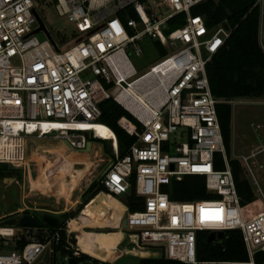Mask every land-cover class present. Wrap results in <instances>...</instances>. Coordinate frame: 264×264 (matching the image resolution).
Segmentation results:
<instances>
[{"label":"built area","instance_id":"built-area-1","mask_svg":"<svg viewBox=\"0 0 264 264\" xmlns=\"http://www.w3.org/2000/svg\"><path fill=\"white\" fill-rule=\"evenodd\" d=\"M48 1H54L58 14L74 26L75 35L67 42L38 23L34 9ZM147 1L0 0V164L25 168L32 137L58 138L75 151L86 149L92 139L110 141L114 164L100 181L105 191L96 196L104 193L118 199L133 188L143 199V208L130 211L126 205L119 220L133 249L199 264V232L238 229L248 259L219 264H257L256 255L264 253V210L248 219L243 216L218 116L222 100L213 94L206 69L231 30L227 32L222 24L209 28L204 16L192 13L202 0H161L172 11L163 19L149 12ZM179 14L185 15V23L165 34L162 27ZM41 31L47 37L43 41L37 37ZM146 36H155L168 53L130 80L137 71L126 49L132 47L140 56ZM161 66L166 71H156ZM153 72L157 79L148 94L150 118L147 122L137 118L143 129L120 156L117 137L97 135V129L88 126L100 123L104 100L113 97L119 102L116 90L129 89ZM180 138L186 140L174 141ZM218 153L223 156V170L215 168ZM250 158L242 157L248 168ZM185 175L204 176L208 192L221 199L172 200L164 186ZM258 192L264 202L261 187ZM25 213L31 212L20 215ZM4 219L0 217V264H35L46 253L52 263L62 231L72 252L69 258L78 260L83 253L71 242V219L22 247H17L21 239L17 231L26 229V235L29 229L4 224Z\"/></svg>","mask_w":264,"mask_h":264},{"label":"trees","instance_id":"trees-1","mask_svg":"<svg viewBox=\"0 0 264 264\" xmlns=\"http://www.w3.org/2000/svg\"><path fill=\"white\" fill-rule=\"evenodd\" d=\"M194 15L204 16L207 26L213 28L227 22L231 33L225 44L212 56L207 63V75L210 81L213 94L222 100L217 105L218 116L224 137L229 162L234 174L236 188L240 197V205L245 219L260 213L264 210V202L254 191V188L246 176V169L242 162L231 156L232 143V105L230 101L241 97L264 96V50L260 44V26L262 8L260 0H202L192 8ZM137 17L136 13H132ZM125 19L124 17H122ZM174 29L176 25L182 26L185 23V15L179 14L168 21ZM172 29V30H174ZM170 30V31H172ZM167 30V33L170 32ZM133 33V30H130ZM156 46L160 50L161 57L167 55L168 50L157 40ZM119 101L136 115L137 111L147 109L128 91L120 94ZM102 111L99 122L109 126L115 132L120 156H124L130 147L136 142V133L143 129L141 122L127 111L113 97L104 100L100 104ZM97 135L107 132L105 128H96ZM105 130V131H104ZM112 136V135H111ZM0 164V178L4 179L12 174L5 172ZM5 165V164H4ZM215 168L225 169L221 153L215 156ZM170 198L176 201L192 202L219 200L221 196L208 192L206 179L201 175H185L181 180H174L171 185L164 186ZM105 191V188L96 182L91 196L85 201L81 209L89 204L98 193ZM143 199L138 197L135 190L126 195V205L130 211L143 208ZM77 213L69 216L74 218ZM63 226V221L56 227L44 224L42 228H48L50 232ZM41 228V229H42ZM40 229V230H41ZM21 239L17 247L25 245L29 239L23 231L18 230ZM209 232L201 231L198 234L197 258L199 264H219L223 261H245L248 254L245 248L242 232L238 229L227 230L224 237L219 241H209ZM67 233L62 231V239L59 245L55 246V254L52 257L53 264L57 263V256L72 255L67 250ZM78 261H93L98 264H110L103 259L92 255L84 250ZM112 250L110 253L112 254ZM101 259V260H100ZM107 261V260H105ZM257 264H264V253L256 255ZM138 264H187L181 261L171 260L165 257H143Z\"/></svg>","mask_w":264,"mask_h":264},{"label":"rangeland","instance_id":"rangeland-1","mask_svg":"<svg viewBox=\"0 0 264 264\" xmlns=\"http://www.w3.org/2000/svg\"><path fill=\"white\" fill-rule=\"evenodd\" d=\"M147 3L150 8L149 12L154 13L158 19H163L172 12L161 0H148ZM261 3L262 14L260 30L262 36L260 44L264 50V0H262ZM34 14L37 17L40 27L46 25L51 30L54 38L58 39L62 37V41L67 42L75 35L74 26L69 23L65 17L58 14L54 1H48L46 4H39V6L34 9ZM176 27H180V25H176ZM139 29H143L141 23L139 24ZM172 29H174V27L170 26L168 22L165 27H162L165 34L167 30L170 31ZM37 37L41 41L47 38L42 31L37 33ZM156 41L157 38L155 36H146L141 41L143 53L140 56L135 54L132 47L126 49L137 71V74L130 80L145 73L153 64L162 58L160 50L156 46ZM178 44L180 43L178 42ZM117 92L116 90L114 94L116 95ZM138 101L140 102V100ZM230 103L232 105L231 156L242 162L246 169V176L251 182L255 194L260 198L261 196L258 192V188L261 186L264 191V96L236 98L230 101ZM143 112L147 111L145 110ZM100 134L105 137H113L108 130L107 132L102 131ZM42 139L43 142L39 143L40 145L37 144L38 141L29 139L28 165L25 168L16 169L9 165H2V167L5 168V172L11 173L12 175L4 179L0 178V217H16L24 211H29L40 220H43L45 214L53 215L60 219V221H63V226H66L67 222L71 219L69 216L71 213H77L74 217L76 218L83 210L81 207L91 196L96 182H98L97 178L100 173L107 167L110 161L115 159V152L110 141L101 140L100 142L105 144V149L109 157L103 153L104 155L102 158L96 157V159L99 160V166L95 165L96 167L92 166L90 169H87L89 164L84 162H87L88 158H83L82 152H75L77 153L76 155L75 153L66 151V145L58 138L47 137L41 138V140ZM92 140L96 141V139ZM185 140L186 139L180 138L174 141L181 143ZM244 156H251L249 159V168L242 159ZM109 158H111V160ZM71 181H73L74 187L70 185ZM90 181L93 182L87 188ZM118 199L126 203V196ZM37 202H48L53 206L50 208H39L36 206ZM24 208L26 210H23ZM121 217L122 216H120V218ZM112 218L113 217L110 219H114L115 221L120 220L117 215H114V218ZM115 221H110V223H107L109 227L103 229L84 227L83 230L101 234L105 238L107 237V239L110 233L121 231L123 237L121 242L116 246V249L111 248L109 246L110 244L95 243L102 246L105 251L112 250L113 252H118L112 261L111 258L107 261L100 260L110 264H138L139 259L143 257L126 254L124 252L126 250H133L134 245L128 243L127 233L124 235V231L120 229V227H110L112 224H115ZM79 225H82V223H79ZM69 228L71 229V227ZM28 229L27 234L29 235L27 238L29 240L33 238L41 239L49 232V230L42 232L43 230H40L41 228ZM25 230L26 229H24V231ZM21 231L23 230L21 229ZM71 231L73 230L71 229ZM70 235L71 238L80 237L81 239H85V237H89V239H97L89 235L83 236L85 235L83 231H75ZM90 241L94 242L93 240ZM122 254L124 255L118 259ZM42 257L43 259L35 264L51 263L49 254L46 253ZM68 259L69 255L59 254L56 264H69ZM51 264H53V262ZM80 264H86V262L80 260ZM88 264L98 263L88 261Z\"/></svg>","mask_w":264,"mask_h":264},{"label":"bare ground","instance_id":"bare-ground-1","mask_svg":"<svg viewBox=\"0 0 264 264\" xmlns=\"http://www.w3.org/2000/svg\"><path fill=\"white\" fill-rule=\"evenodd\" d=\"M166 71V69L161 66L156 69V71ZM161 75V74H160ZM157 79V75L155 72L150 73L146 75L145 77L141 78L138 80L136 83L132 84V86L129 89L123 90L120 93H117V100L119 101V96L122 93L125 92H130L135 98L140 100V102L143 104V106L147 109V112L143 111H137L136 115L129 111L128 108H126L120 101V103L129 111L131 112L136 118H138L141 121L147 122V120L150 118V112H149V101L151 98L149 97V93L152 91V89L155 88V81ZM89 128H105L109 131V133L115 138L116 135L115 133L106 125H103L101 123H93L92 126H88ZM116 139V138H115ZM65 144V143H64ZM66 145V144H65ZM70 185L74 187L73 181L70 182ZM111 210H114L116 212V215L120 218V216L123 215L124 211L126 210L125 204L120 201L119 199L107 195L104 193L99 194L96 196L89 204H87L81 213L78 214L76 218H73L70 221V226L73 231H83L85 235L93 236L97 239H90L95 241L96 243H103V244H110L111 248L116 249V246L121 242V239L123 237V233L121 231L115 232V233H110L109 237L105 238L101 234H95L93 232H86L83 230L84 227H90V228H98V227H106L109 225L107 223H110V214ZM109 214V216H108ZM112 216V215H111ZM79 223H82V225H79ZM107 224V225H106ZM114 227V225L112 224ZM110 226V227H112ZM109 233V232H108ZM106 235V234H105ZM78 246L92 254L95 255L103 260H109L111 258V261L114 257L117 255V251H114L112 254L110 251H105L102 246L92 243L86 239H81L80 237L78 238ZM126 254H131L134 256H141V257H148L151 254L146 251V250H138V249H133V250H126L124 251ZM124 254L119 256L118 259H120Z\"/></svg>","mask_w":264,"mask_h":264},{"label":"water","instance_id":"water-1","mask_svg":"<svg viewBox=\"0 0 264 264\" xmlns=\"http://www.w3.org/2000/svg\"><path fill=\"white\" fill-rule=\"evenodd\" d=\"M222 26L225 28V30L227 32H230L231 29H230V26H229V24L227 22H224L222 24ZM113 164H114V161H111L109 163V165L103 170V172L100 174V176L97 179L98 182H100L102 180V178L106 175V173L113 166ZM36 206L39 207V208H50L53 205L51 203H48V202H37ZM2 222L4 224L16 226V227H19V228H41L43 226V224H47V225H50L52 227H56V226H58L60 224V220L57 217H54L52 215L46 214V215H44L43 220H40L38 217H36L35 215H33L31 213H25V214H22V215H19V216H16V217H9L7 219H4ZM122 228L123 229L127 228V216H124V218L122 220ZM223 237H224V232L223 231H210L209 232V236H208L209 241H213L216 238L222 239ZM71 242L74 245L78 246L77 237L71 238ZM68 263L69 264H80L78 262V260L76 258H74V257H70L68 259Z\"/></svg>","mask_w":264,"mask_h":264},{"label":"crops","instance_id":"crops-1","mask_svg":"<svg viewBox=\"0 0 264 264\" xmlns=\"http://www.w3.org/2000/svg\"><path fill=\"white\" fill-rule=\"evenodd\" d=\"M262 2V0H260V4H262L261 3ZM260 29H261V27H260ZM261 36H262V34H261V30H260V40H261ZM30 139H34L35 141H38V145H40L39 143H42L43 142V139L41 140L40 138H36V137H32V138H30ZM101 140H96V141H94V140H91L90 142H89V144H88V146H87V148L86 149H84V150H81V151H75V150H72L66 143V151H69V152H71V153H75V152H82V157L84 158H88L87 160V162L85 161L84 163H86V164H89V166L87 167V169H90L92 166H99V160L98 159H96V157H101L102 158V156L104 155L103 153H105L106 154V156L107 157H109L108 156V153L106 152V147H105V144L103 143V142H100ZM28 143H29V140H28ZM42 145V144H41ZM28 154V153H27ZM76 155H77V153H75ZM28 157V156H27ZM110 160H111V158H109ZM102 160V159H101ZM104 160V159H103ZM111 162V161H110ZM83 163V162H82ZM109 165V164H108ZM107 165V166H108ZM95 166V167H96ZM103 172V171H102ZM101 172V173H102ZM100 173V174H101ZM100 176V175H99ZM98 179V178H97ZM93 181H90V183L87 185V188L91 185V183H92ZM261 187V186H260ZM262 189V188H261ZM262 191H263V189H262ZM264 192V191H263ZM125 197V196H124ZM125 204V203H124ZM86 206V205H85ZM125 206H126V204H125ZM126 208H127V206H126ZM126 211V210H125ZM125 211H124V213H125ZM61 212V211H60ZM123 213V214H124ZM109 214H110V217H108V218H111V217H113L114 218V215H116V212L114 211V210H111V212H109ZM109 214H108V216H109ZM46 215V214H45ZM112 215V216H111ZM53 216V215H52ZM55 217V216H54ZM112 218V219H113ZM60 220V219H59ZM111 220V219H110ZM112 222H114L115 220L113 219V220H111ZM119 225V220H116L115 221V224H114V227L113 228H115V227H117ZM106 227H108V226H106ZM106 227H98V228H96V229H103V228H106ZM119 227V226H118ZM95 229V228H94ZM72 232H75V231H72ZM83 236H86V235H83ZM88 239V241H90V239H89V237H85V239ZM86 239V240H87ZM91 242V241H90ZM92 243H96L95 241L94 242H92ZM98 244H103V243H98ZM105 245H107V244H105ZM109 246H111V245H109ZM113 253V252H112Z\"/></svg>","mask_w":264,"mask_h":264}]
</instances>
